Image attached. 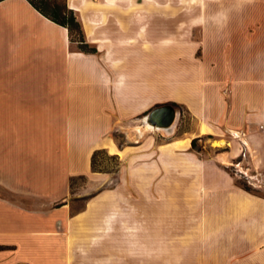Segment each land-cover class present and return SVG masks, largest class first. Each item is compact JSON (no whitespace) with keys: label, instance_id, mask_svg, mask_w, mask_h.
<instances>
[{"label":"crops","instance_id":"crops-1","mask_svg":"<svg viewBox=\"0 0 264 264\" xmlns=\"http://www.w3.org/2000/svg\"><path fill=\"white\" fill-rule=\"evenodd\" d=\"M66 2L96 51L0 0V188L35 201L0 195V264H264V195L228 170L264 172V0ZM166 103L198 134L151 135L175 132L177 109L145 129ZM204 134L226 137L212 156ZM99 149L117 175L92 167ZM78 177L98 190L75 196Z\"/></svg>","mask_w":264,"mask_h":264},{"label":"rangeland","instance_id":"rangeland-1","mask_svg":"<svg viewBox=\"0 0 264 264\" xmlns=\"http://www.w3.org/2000/svg\"><path fill=\"white\" fill-rule=\"evenodd\" d=\"M176 109L178 110V117L176 119L175 123V132L171 135L169 134H162V139L158 135L157 131L155 132L154 130L150 133L151 135L157 134V138L159 141H166L178 134L179 136L181 135L182 138H189L194 135H197L199 130H198V123L192 116L181 106L175 105ZM147 127V126H146ZM145 129H155L154 127L148 126ZM178 128V129H177ZM141 130H144L142 127L138 126L137 130L140 132ZM117 139L121 143H127L128 138L124 133L117 132ZM218 139H226L225 136L221 135L218 137H214L211 135L204 134L202 136L194 137L192 139L195 140L193 148L196 151H199L201 155L204 156H212L214 155L217 151L215 146H218L221 141H218ZM223 143H226V140L223 141ZM122 160L118 157H115L113 154L107 152L106 150H103L101 153L98 154L96 163H95V170L97 171H103V172H108L111 174L117 175L119 170L122 168ZM243 166L242 168L239 166H232L231 168H228L229 172L234 174L236 177V181L239 184L246 183L248 186L251 188L252 191H255L257 193H260L264 195V172L263 171H255V170H249ZM248 173H245L244 171ZM91 179L90 177H78L74 178L71 186H72V191L73 194L76 196L77 194L84 193V192H95L98 190V188L95 187V185L90 184ZM110 182V183H109ZM114 181H107V184H112ZM0 195L4 197H9L12 199H17L20 202L26 204V205H33L35 201L33 199L27 198V197H15L11 193L3 190L0 188ZM73 195V196H74ZM87 196H82V197H76L73 198L72 202L75 207V209L81 208L85 204Z\"/></svg>","mask_w":264,"mask_h":264},{"label":"trees","instance_id":"trees-1","mask_svg":"<svg viewBox=\"0 0 264 264\" xmlns=\"http://www.w3.org/2000/svg\"><path fill=\"white\" fill-rule=\"evenodd\" d=\"M34 7H36L41 13L49 17L54 22L68 28L71 40L78 43V46L83 51H96V48L91 46L85 38L84 29L82 23L78 19L75 11L71 9L66 0H28ZM174 105H177L173 103ZM195 140L192 141L194 146ZM105 149L96 150L92 157V167L95 169L96 159L99 153ZM119 157L118 155H114ZM242 186L248 190L251 188L246 183H242Z\"/></svg>","mask_w":264,"mask_h":264},{"label":"water","instance_id":"water-1","mask_svg":"<svg viewBox=\"0 0 264 264\" xmlns=\"http://www.w3.org/2000/svg\"><path fill=\"white\" fill-rule=\"evenodd\" d=\"M175 113L176 107L173 103L159 105L150 112L156 124L164 127L170 126L174 122Z\"/></svg>","mask_w":264,"mask_h":264},{"label":"bare ground","instance_id":"bare-ground-1","mask_svg":"<svg viewBox=\"0 0 264 264\" xmlns=\"http://www.w3.org/2000/svg\"><path fill=\"white\" fill-rule=\"evenodd\" d=\"M146 126H147V127L150 126V127H154V128H156V127H162V126L156 124V122H155V120H154L152 114H150V115L147 117V123H146ZM147 127H146V128H147ZM148 128H149V127H148ZM142 132H143V130L140 129V133H142Z\"/></svg>","mask_w":264,"mask_h":264}]
</instances>
